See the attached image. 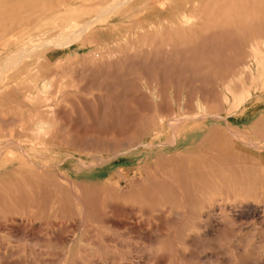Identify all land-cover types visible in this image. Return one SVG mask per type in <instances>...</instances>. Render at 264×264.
Returning a JSON list of instances; mask_svg holds the SVG:
<instances>
[{
  "label": "rangeland",
  "instance_id": "rangeland-1",
  "mask_svg": "<svg viewBox=\"0 0 264 264\" xmlns=\"http://www.w3.org/2000/svg\"><path fill=\"white\" fill-rule=\"evenodd\" d=\"M0 69V264H264V0H0Z\"/></svg>",
  "mask_w": 264,
  "mask_h": 264
},
{
  "label": "bare ground",
  "instance_id": "bare-ground-1",
  "mask_svg": "<svg viewBox=\"0 0 264 264\" xmlns=\"http://www.w3.org/2000/svg\"><path fill=\"white\" fill-rule=\"evenodd\" d=\"M43 1V0H42ZM128 2V1H127ZM44 3V2H43ZM123 4H125L124 2H122V3H120V4H118L117 6H115V7H113V9H116V8H119V7H121V6H123ZM43 6H44V4H43ZM38 7H40V6H38ZM37 7V8H38ZM53 7V6H52ZM44 7H42V9H43ZM49 8V7H48ZM113 9H108L107 11L108 12H111ZM40 10V9H39ZM49 10V9H48ZM101 10H103V8H101ZM101 10H99L100 12H101ZM39 12V11H38ZM99 12V13H100ZM105 12V11H104ZM73 14H75V13H73ZM106 15V14H105ZM184 18V20H185V18L186 17H183ZM187 21V20H186ZM92 24H93V21H89V22H87L85 25H83V27L81 28V30H79L76 34H65V36L69 39L68 41H66L65 43H59L58 41V38L59 37H57V38H54V39H56L57 41H55L54 39H52V40H42L41 41V43H40V45H38V46H36V48H44V49H47V48H49V47H54V48H64V47H66V46H68L71 42H73V41H75L76 40V42L78 41L77 39L79 38V35L80 34H84V33H86V32H88L89 31V28L92 26ZM75 25V24H74ZM76 26V25H75ZM38 27V26H37ZM73 39V40H72ZM53 40L55 41V42H53ZM29 50V49H28ZM33 50V49H32ZM31 50V51H32ZM35 50V49H34ZM26 51V50H25ZM30 51V50H29ZM36 51V50H35ZM27 52V51H26ZM25 52V53H26ZM23 53V52H22ZM25 53H23L24 55L23 56H21L20 57V59H18L20 62H21V60L23 59V58H26L25 56H26V54ZM33 53V52H32ZM29 54H30V52H29ZM28 56V55H27ZM18 57V56H17ZM17 63V62H16ZM18 64H20V63H18ZM13 66V65H12ZM11 67V66H10ZM0 70H2V69H0ZM5 71V70H4ZM1 73V72H0ZM1 76V75H0Z\"/></svg>",
  "mask_w": 264,
  "mask_h": 264
}]
</instances>
